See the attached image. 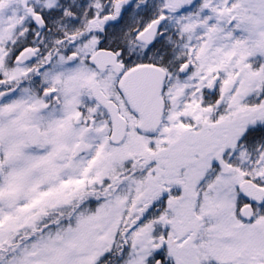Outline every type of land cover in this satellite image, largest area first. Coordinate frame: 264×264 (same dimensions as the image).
<instances>
[{
	"label": "snow or ice",
	"instance_id": "1",
	"mask_svg": "<svg viewBox=\"0 0 264 264\" xmlns=\"http://www.w3.org/2000/svg\"><path fill=\"white\" fill-rule=\"evenodd\" d=\"M0 264H264V0H0Z\"/></svg>",
	"mask_w": 264,
	"mask_h": 264
}]
</instances>
